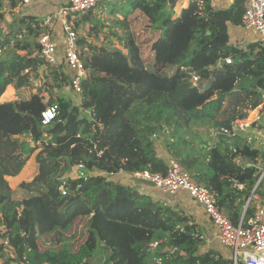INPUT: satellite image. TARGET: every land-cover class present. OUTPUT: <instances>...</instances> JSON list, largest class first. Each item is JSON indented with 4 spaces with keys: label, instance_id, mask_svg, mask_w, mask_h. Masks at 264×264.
I'll return each mask as SVG.
<instances>
[{
    "label": "trees",
    "instance_id": "obj_1",
    "mask_svg": "<svg viewBox=\"0 0 264 264\" xmlns=\"http://www.w3.org/2000/svg\"><path fill=\"white\" fill-rule=\"evenodd\" d=\"M22 2L0 0V96L9 85L20 91L37 80L42 84L28 99L0 102V260L10 250L4 264H88L96 251H107L106 264H233L216 259L213 251L200 252L191 217L114 178L65 180V195L59 186L77 164L89 173L164 174L166 163L156 146L161 139L168 155L213 191L220 209L239 224L258 169H243L235 158L255 165L264 156L242 139L216 132L243 117L244 104L254 110L264 99V45L230 43L228 26L241 27L243 0L225 9H214L211 0H190L177 15L169 0H126L122 19L105 25L92 16L96 7L69 17L86 70L79 104L57 97L65 86L74 95L70 77L62 63L53 69L44 61L37 42L43 22L16 16ZM116 10L112 5L109 14ZM3 13L10 17L4 32ZM143 26L152 37H139ZM104 28L108 43L89 42ZM146 45L150 62L143 55ZM193 74L199 77L195 86ZM52 105L58 115L43 126L41 113ZM212 137H217L213 146L203 149V140ZM36 150L37 174L11 189L5 177L18 175ZM235 182L243 185L241 191ZM255 193L264 199V180ZM79 217H89V223L77 251L54 250L45 240L39 248L43 236L64 234Z\"/></svg>",
    "mask_w": 264,
    "mask_h": 264
},
{
    "label": "built area",
    "instance_id": "obj_2",
    "mask_svg": "<svg viewBox=\"0 0 264 264\" xmlns=\"http://www.w3.org/2000/svg\"><path fill=\"white\" fill-rule=\"evenodd\" d=\"M100 2L101 0H68V3L57 9L56 13L50 12L43 19V30L37 38L41 56L50 68H57L59 60L62 61L65 71L70 77L71 90L78 97V100L82 93L81 83L86 78V70L78 55V35L71 26L70 20L76 16L86 15L90 10L97 7ZM26 3H28V0H23V4ZM57 21L60 22L62 32L61 51H59L58 43L52 33ZM241 28L248 33H254L257 37L256 42L264 45V0H243ZM225 63L230 64L231 60L225 59ZM190 82L193 86L197 85L199 77L193 74ZM57 115V105L49 106L41 113V124L43 126L49 125ZM258 119L259 117L256 116L250 121L246 117L237 116L229 129H221L216 134L230 139L241 138L249 146L252 143L255 144V140H257L260 141L258 146L264 148V139H261L262 130L258 129L257 126ZM165 133L168 134L166 128ZM29 143L32 144L30 140ZM251 148L256 149V147ZM243 159L245 158L239 155L235 158L236 164L241 168L256 167L252 163L243 164ZM165 163L166 172L164 174L151 173L145 170L136 171L132 174L123 172L105 174L97 171H90L89 173L85 170L83 164H77L72 166L69 174L63 178L59 191L62 195L66 194L65 180L68 179H86L91 175L116 178L123 173L135 181L150 185L164 196L185 195L190 201L200 206L213 228V240L222 251L227 252V254L215 253L216 259L229 258L233 264H264V199L255 193L256 186L264 180V167L262 169L256 167L258 169L256 184L245 200L239 224L234 226L229 217L218 206L217 196L213 191L197 183L193 174L183 169L176 159L167 156ZM233 187L238 191L243 189V185L236 182ZM247 210H249V213L246 215ZM195 236L199 238L202 246L208 247L211 245L210 239L205 238L202 234L196 233ZM157 244L158 242L151 243V249L156 248ZM206 251L210 250H203V252ZM0 264H4V262L0 260Z\"/></svg>",
    "mask_w": 264,
    "mask_h": 264
},
{
    "label": "crops",
    "instance_id": "obj_3",
    "mask_svg": "<svg viewBox=\"0 0 264 264\" xmlns=\"http://www.w3.org/2000/svg\"><path fill=\"white\" fill-rule=\"evenodd\" d=\"M188 1L187 0V4L183 6L186 7L188 5ZM68 3V0H28V3L23 4L20 3L14 10L16 16L19 17H34L37 20H40L41 22H43V19L50 13V12H54L56 13V10L65 6ZM126 3V0H104L102 1V3L99 5V10L98 11H93L92 12V16L95 18H98L100 20L105 21L104 25L106 24L107 20H111L114 18H118V19H122L123 17V6ZM232 3L231 0H211V6L214 9H225L227 7L230 6V4ZM112 5L118 6V10H116V13L114 14V16L110 15V8H112ZM122 11V12H121ZM10 17L6 14L4 16V19L6 20L5 24L1 25V29L4 32L5 30H7V23H10ZM91 25L89 23H86L84 27H86V29H88ZM54 31L53 36L56 39L57 43H58V47H59V51H61V45H62V32H61V27H60V22L57 21L55 23V27H54ZM82 32V33H81ZM80 36H85L86 35V31L83 32L81 30L78 31ZM107 33V28H104L103 30H101L99 37L101 36V38L98 37L97 38L94 37L95 41L91 42L90 38L89 42L94 43H108L109 42V38L105 35ZM228 33H229V37H230V43L232 45H244L248 42H252V41H256L257 37L254 33H248L246 31H244L241 27H232V26H228ZM93 40V38H92ZM19 54H23L22 52H19ZM62 61L59 60V64H61ZM63 65V64H62ZM63 67V71L65 74V67L64 65ZM37 84L38 87L42 84L41 80H37L36 82L33 83V86L29 87V88H23L22 90H15L13 86L9 85L5 88V91L3 92V94L0 96V102H10V101H16V100H24V99H28V97L32 94L35 93L37 91ZM27 90V91H26ZM65 88L62 87L61 89L57 90V97H64V98H69V93L66 91H64ZM43 94V92H42ZM71 99H73L72 97V93L70 96ZM79 101V100H78ZM74 102V100H73ZM78 103V102H77ZM76 103V104H77ZM79 104V103H78ZM17 138L19 140H26L27 142H29L30 139L28 138H24V137H20L17 136ZM157 143V142H156ZM31 146H33V144H31ZM157 146V144H156ZM38 150H36L33 155L26 161L24 167L22 168V170L20 171V173L16 176H6L5 180L7 181L9 187L11 189H14L16 186H18L22 181L25 182H29L31 181V179L37 174V164L35 163L34 160V156L37 153ZM158 154L165 160V158L168 155V153L166 152V150H161L160 152L157 149ZM26 164H29L26 167ZM117 177H123V178H129L128 175L125 174H121L118 175ZM116 181L120 182L121 184H123L124 186H128L130 188H133L135 190H137L140 194H145L150 196L154 201L160 202L162 204H165L167 206H170L171 208L176 207V204H179L178 199L181 200V202H186L188 208H191V211L188 212L187 216L191 217L194 222L198 225V231L200 234H202L205 238L210 239V247L209 249L206 250H210L214 253L220 252V253H224L227 254V252L222 251V249L217 245V243L213 240V236H214V232H213V228L211 227L208 219L205 217V215L202 212V209L200 208V206H198L197 204H195L194 202L190 201L185 195H177V196H173V197H167L162 195L161 193H159L158 191H156L154 188H152L151 186H146L143 183L140 182H136L133 180H127V181H122V180H118L116 178H114ZM165 197H167L168 199H165ZM176 197V198H174ZM179 197H183V199L179 198ZM185 200V201H184ZM169 201V202H168ZM173 202L174 205H171ZM184 205V203H183ZM186 206V205H185ZM183 209V208H182ZM243 209V208H242ZM184 210V209H183ZM242 215V210L240 212V217ZM88 218L89 217H85ZM66 232V231H65ZM65 232H63L65 234ZM51 235H48V237ZM44 237V238H43ZM41 237L40 239L42 240H38V245L39 248L40 245H42L43 249V242L46 239V235ZM40 242H42L40 244ZM215 245V246H214ZM217 247V248H215ZM217 249V250H216Z\"/></svg>",
    "mask_w": 264,
    "mask_h": 264
},
{
    "label": "rangeland",
    "instance_id": "obj_4",
    "mask_svg": "<svg viewBox=\"0 0 264 264\" xmlns=\"http://www.w3.org/2000/svg\"><path fill=\"white\" fill-rule=\"evenodd\" d=\"M172 4H173L174 13H175V15H177L179 13L180 9L183 8V6L187 4V0H174ZM98 10H99V6H97L94 9V11H98ZM3 14L5 15V13H3ZM138 32L139 33H137V34L139 35L140 38H144L145 37L144 33H146L147 38L152 37L151 32L147 31L146 26H143V27L139 28L138 29ZM99 34L100 33H97L98 37H99ZM92 36H93L92 37L93 40H92V38H90V41L91 42L95 41V39H94L95 34H92ZM109 36H107V37L110 39ZM99 38H101V36ZM148 49H149V46H147V45L145 47H143V50H144L143 55L146 58H149L148 59V62H150L151 58L149 56ZM166 72L170 73V70L167 69ZM37 87H38V84H37ZM64 88H65L64 91H66V93L68 92L69 95L71 96V93L72 92L70 91V89L68 87H66V86ZM70 96H69V98H70ZM72 97H73V99L70 98V100L72 102L74 100V103L75 104L77 102L79 103L78 97H76L73 94H72ZM262 104H264V99H263V103ZM262 104L260 106H258L254 110H250L249 108H247L248 106L246 104H244L243 109H245V110H244L243 113L245 115L243 114L244 115L243 117L248 118L250 121L252 119H254L256 116L259 117V119L257 121V123H258L257 126L260 125V127L259 128L257 127V128L260 129V130H262L261 131L262 132V138L261 137L260 138L261 139H264V109L262 107ZM216 138L217 137H212L213 140H211V142L207 141V139L206 140H203V142H204V145H202L203 149H206L209 146H213L212 144L215 143V141H216L215 139ZM156 142H157L156 143L157 144V149H158L159 152L161 150H165L163 141L161 139L157 140ZM208 142H209V144H207ZM258 143H260V141L255 140V144L254 143L250 144V147H256V149H258L260 151V153H262V156H264V148L258 146L259 145ZM247 163H251V161H249L247 159H243V164H247ZM255 165H256V167L262 169L264 167V161L261 160V159H257ZM116 179L122 180V181L124 179H125L124 181H127V180H133V181H135L133 178L116 177ZM22 182H25V181H22ZM136 182H137V180H136ZM144 185L150 186L148 184H144ZM174 198H176V197H174ZM179 198L183 199V197H179ZM165 199H168V198L165 197ZM178 201H179L178 202L179 204H176V207H173V209L175 211H177V212L184 213L185 215H187L188 212L191 211V208L190 207L188 208V206H187L189 204H186V202H181L180 199H178ZM171 203H172L171 205H174L173 202H171ZM183 203H184V205H183ZM88 223H89V219L88 218H85V217H79V218L75 219L72 222L71 226L68 228V230L65 232V234L56 233L54 235V237H52V239L46 238L48 240H45V242L50 241V244L47 247L52 248L54 250H59V249H61V248L64 247V248H67L71 252L77 251L78 248H79V246L84 242V240L86 238ZM41 243L42 242H40V244ZM42 244H44V243H42ZM199 245H200V248H199L200 252H203V250L209 249V247H210V246L207 247V246H204V245L202 246V244H199ZM40 247L42 248V245H40ZM43 247H44V245H43ZM215 248H217V247H215ZM108 256H109V254H108L107 251H104V252H101V253H99L98 251H96L94 253V255L92 256V258L89 260V263L88 264H103V263L106 264V259L108 258ZM10 257H11L10 250H6L4 252V256H3V261L2 262H5L6 260H9ZM11 264H15V263H11Z\"/></svg>",
    "mask_w": 264,
    "mask_h": 264
},
{
    "label": "water",
    "instance_id": "obj_5",
    "mask_svg": "<svg viewBox=\"0 0 264 264\" xmlns=\"http://www.w3.org/2000/svg\"><path fill=\"white\" fill-rule=\"evenodd\" d=\"M174 0H169V2H173Z\"/></svg>",
    "mask_w": 264,
    "mask_h": 264
}]
</instances>
